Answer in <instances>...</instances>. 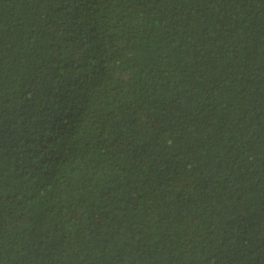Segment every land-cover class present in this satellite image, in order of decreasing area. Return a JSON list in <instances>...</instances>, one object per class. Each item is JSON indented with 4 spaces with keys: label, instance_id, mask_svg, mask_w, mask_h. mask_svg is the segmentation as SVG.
I'll use <instances>...</instances> for the list:
<instances>
[{
    "label": "trees",
    "instance_id": "trees-1",
    "mask_svg": "<svg viewBox=\"0 0 264 264\" xmlns=\"http://www.w3.org/2000/svg\"><path fill=\"white\" fill-rule=\"evenodd\" d=\"M0 264H264V0H0Z\"/></svg>",
    "mask_w": 264,
    "mask_h": 264
}]
</instances>
